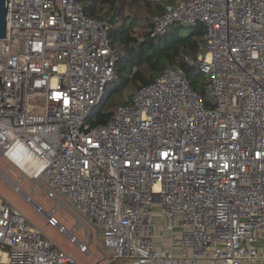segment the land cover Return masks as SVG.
Masks as SVG:
<instances>
[{
	"label": "built area",
	"instance_id": "2783aa9c",
	"mask_svg": "<svg viewBox=\"0 0 264 264\" xmlns=\"http://www.w3.org/2000/svg\"><path fill=\"white\" fill-rule=\"evenodd\" d=\"M112 19L79 0H8L0 161L21 178L0 175L81 253L100 231L104 264H264V0L166 5L151 38L206 27L186 60L210 100L169 67L93 126L117 80ZM25 179L78 215L83 240L81 224L60 223L59 206L46 212L24 193ZM156 218L169 222L161 246ZM0 264L79 263L0 194Z\"/></svg>",
	"mask_w": 264,
	"mask_h": 264
},
{
	"label": "trees",
	"instance_id": "16d2710c",
	"mask_svg": "<svg viewBox=\"0 0 264 264\" xmlns=\"http://www.w3.org/2000/svg\"><path fill=\"white\" fill-rule=\"evenodd\" d=\"M85 12L99 18L104 8L112 15L110 38L118 53L116 63L117 80L107 89L101 104L96 108L91 120L93 126L106 124L114 115L106 111L104 105L114 93L137 91L151 84L156 77L169 67L182 69L197 93L204 95L202 86L205 75L196 67L187 63V58L195 59L202 46L206 27L173 26L165 35L151 38L153 20L164 12L160 4L154 5L148 0H79ZM111 85H116L112 91ZM125 104V103H124Z\"/></svg>",
	"mask_w": 264,
	"mask_h": 264
},
{
	"label": "rangeland",
	"instance_id": "374dc122",
	"mask_svg": "<svg viewBox=\"0 0 264 264\" xmlns=\"http://www.w3.org/2000/svg\"><path fill=\"white\" fill-rule=\"evenodd\" d=\"M150 3L156 4H174L176 1L180 0H148ZM105 10V11H104ZM104 13L102 11V17L106 14H111L108 8H104ZM205 94L203 95L206 101L210 100V93L208 91L207 80L202 84ZM116 85H111L109 90L112 91ZM136 91H127L126 93H114L109 96L107 103L104 105L106 111L116 112L120 106H122L126 100L131 97ZM0 171L3 172L8 178L12 181H18L21 178V175L18 171L8 166V163L5 160L0 161ZM21 188L24 193L28 195H32L34 197L35 202L42 206L46 212L52 211L54 208L58 207L57 218L60 223L65 226L68 230H72L77 225L81 224L78 215L74 213L70 207L64 203L63 201L58 202V199L49 194L44 187L40 184H36L32 186V182L29 179H25L21 183ZM0 194L4 196L8 202H10L14 207L19 209L26 218L35 226L39 227L43 233L50 238L54 243H56L60 248L71 254L74 259L79 264H104L106 253L103 248V242L101 240V232L97 230H93V244L91 246V253L89 255L83 254L79 251V249L71 244L70 241L66 238L65 235L59 233L56 228H53L48 225L45 217L39 214L36 210L35 205L29 204L26 202V199L23 195L15 192L14 188L5 182V180L0 175ZM157 223V231L156 242L160 241L161 236L164 234L165 228L169 226V222L165 219L156 218ZM88 229L84 225H80V229L77 233L79 239L83 240L85 235L87 234ZM180 230L176 229L175 234L179 233ZM168 233V232H167ZM169 234V233H168ZM259 247L264 250V240L259 242ZM116 264H121L120 262Z\"/></svg>",
	"mask_w": 264,
	"mask_h": 264
},
{
	"label": "water",
	"instance_id": "95a60500",
	"mask_svg": "<svg viewBox=\"0 0 264 264\" xmlns=\"http://www.w3.org/2000/svg\"><path fill=\"white\" fill-rule=\"evenodd\" d=\"M8 0H0V39L7 36Z\"/></svg>",
	"mask_w": 264,
	"mask_h": 264
},
{
	"label": "crops",
	"instance_id": "0c3cea01",
	"mask_svg": "<svg viewBox=\"0 0 264 264\" xmlns=\"http://www.w3.org/2000/svg\"><path fill=\"white\" fill-rule=\"evenodd\" d=\"M180 1H181V0H180ZM177 2H179V1H176L175 3H177ZM175 3H174V4H175ZM166 5H169V4H162L161 6L165 9V6H166ZM170 5H171V4H170ZM161 245H162V244L158 241V246H161Z\"/></svg>",
	"mask_w": 264,
	"mask_h": 264
}]
</instances>
